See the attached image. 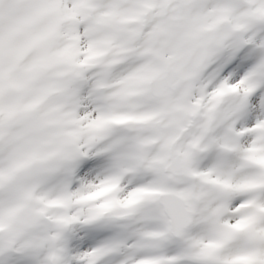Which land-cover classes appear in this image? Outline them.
I'll list each match as a JSON object with an SVG mask.
<instances>
[{"label":"snow or ice","instance_id":"snow-or-ice-1","mask_svg":"<svg viewBox=\"0 0 264 264\" xmlns=\"http://www.w3.org/2000/svg\"><path fill=\"white\" fill-rule=\"evenodd\" d=\"M0 264H264V0H0Z\"/></svg>","mask_w":264,"mask_h":264}]
</instances>
